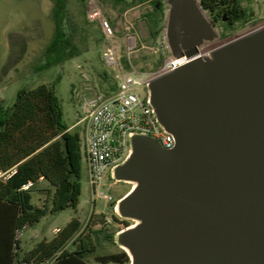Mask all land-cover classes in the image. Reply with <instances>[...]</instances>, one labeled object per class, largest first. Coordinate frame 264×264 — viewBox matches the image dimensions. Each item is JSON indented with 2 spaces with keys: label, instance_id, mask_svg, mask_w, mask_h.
Returning a JSON list of instances; mask_svg holds the SVG:
<instances>
[{
  "label": "water",
  "instance_id": "obj_1",
  "mask_svg": "<svg viewBox=\"0 0 264 264\" xmlns=\"http://www.w3.org/2000/svg\"><path fill=\"white\" fill-rule=\"evenodd\" d=\"M165 36L183 65L148 82L172 148L144 135L112 172L133 188L116 213L131 264H264V27L208 54L198 0H168Z\"/></svg>",
  "mask_w": 264,
  "mask_h": 264
},
{
  "label": "rangeland",
  "instance_id": "obj_2",
  "mask_svg": "<svg viewBox=\"0 0 264 264\" xmlns=\"http://www.w3.org/2000/svg\"><path fill=\"white\" fill-rule=\"evenodd\" d=\"M158 1L164 13L163 30L156 39H151L147 15L154 9L152 3L124 10L121 6L114 7L103 0H68L65 30L73 36L80 52L58 65L36 70L44 62L46 47L54 33L53 0H0V102L12 106L19 90L48 84L54 87L59 99L63 121L71 131L81 133L82 124L74 126L79 120V109L73 99V88L84 81L83 73L101 85L110 82L106 81L104 73H111L103 60V51L108 43L99 21L89 18L91 6L97 4L103 17L114 29L111 41L118 50L122 64L125 66L127 61L129 68L130 62L139 72L157 75L171 58L165 36L170 5L168 0ZM198 1L201 3V0ZM241 3L248 16L232 26L215 23L206 10L216 24L219 35L206 42L201 47V53L208 54L223 44L264 27V0H241ZM80 183L82 194L77 210L67 208L57 213L49 212L39 223L19 233L24 249L22 255L43 239H52L74 217L82 222L81 231H94L97 249L94 254L87 256L88 264H101L97 256L126 252L117 243L116 236L134 222L120 217L115 206L133 188V184L116 181L108 173L104 177L105 186L102 190H110L111 201L106 202L103 198L93 196L85 159ZM49 188L50 184L45 179L31 186L32 203L35 206L43 207L46 204L51 207L52 192H49ZM68 249H73L72 242Z\"/></svg>",
  "mask_w": 264,
  "mask_h": 264
},
{
  "label": "trees",
  "instance_id": "obj_3",
  "mask_svg": "<svg viewBox=\"0 0 264 264\" xmlns=\"http://www.w3.org/2000/svg\"><path fill=\"white\" fill-rule=\"evenodd\" d=\"M124 10L152 3L148 13L150 37L163 30L164 13L158 0H103ZM68 0H53L54 33L44 62L36 70L48 69L79 54L80 48L65 30ZM215 23L232 26L247 18L241 0H201ZM126 68L128 62L125 61ZM107 76V73H104ZM80 132L71 131L63 121L59 99L53 86L40 84L17 92L12 106L0 102V264H88L97 245L94 231H81L74 217L51 239H43L22 255L19 233L39 223L49 212L77 210L82 194L83 166ZM45 179L52 192L51 207L32 203L31 186ZM117 218V217H115ZM127 222V221H126ZM96 233H100L97 231ZM73 249H68L69 243ZM101 264H128L126 252L97 256Z\"/></svg>",
  "mask_w": 264,
  "mask_h": 264
},
{
  "label": "built area",
  "instance_id": "obj_4",
  "mask_svg": "<svg viewBox=\"0 0 264 264\" xmlns=\"http://www.w3.org/2000/svg\"><path fill=\"white\" fill-rule=\"evenodd\" d=\"M88 14L92 21H99L108 43L103 60L111 71L105 76L110 82L101 85L83 73L84 81L73 88V99L79 109V120L74 126L82 124L80 138L92 195L110 202V190H102L104 177L109 173L113 178V170L130 157L133 136H150L164 148L175 145L174 136L157 119L147 85L154 77L172 71L187 60L170 58L157 75L139 72L130 62L131 67L126 68L111 41L115 31L100 7L93 4ZM182 59L185 60L179 62Z\"/></svg>",
  "mask_w": 264,
  "mask_h": 264
},
{
  "label": "crops",
  "instance_id": "obj_5",
  "mask_svg": "<svg viewBox=\"0 0 264 264\" xmlns=\"http://www.w3.org/2000/svg\"><path fill=\"white\" fill-rule=\"evenodd\" d=\"M26 228H27V227H26ZM26 228H24V229H26ZM50 240H51V239H50ZM21 246H22V241H21ZM35 246H36V245H35ZM35 246H33L32 248H34ZM32 248H31V249H32ZM31 249H30V250H31ZM23 250H24V249H23V246H22V252H23ZM30 250H29V251H30Z\"/></svg>",
  "mask_w": 264,
  "mask_h": 264
},
{
  "label": "bare ground",
  "instance_id": "obj_6",
  "mask_svg": "<svg viewBox=\"0 0 264 264\" xmlns=\"http://www.w3.org/2000/svg\"><path fill=\"white\" fill-rule=\"evenodd\" d=\"M185 59H182L181 61H179V62H183Z\"/></svg>",
  "mask_w": 264,
  "mask_h": 264
}]
</instances>
